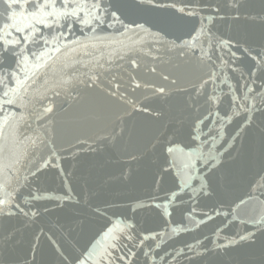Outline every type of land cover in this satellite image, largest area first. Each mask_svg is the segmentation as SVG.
<instances>
[{"label":"snow or ice","instance_id":"snow-or-ice-1","mask_svg":"<svg viewBox=\"0 0 264 264\" xmlns=\"http://www.w3.org/2000/svg\"><path fill=\"white\" fill-rule=\"evenodd\" d=\"M142 55L154 62L168 57L173 71L159 73V82L142 81ZM125 61L131 73L111 74ZM58 65L59 79H49ZM156 73L155 65L146 68ZM81 85L122 106L111 132L95 143L113 149L125 137L132 143L136 134L125 118L137 113L157 123L143 151L125 153L129 165L149 159L143 178L149 190L124 204L105 200L92 208L95 220L76 217L78 238L63 225L60 240L52 230L33 232L21 256L22 228L55 209L91 204V191L86 199L77 193L62 166L68 149L58 147L53 119L64 98L80 105L83 122L100 119L94 101L81 104ZM138 90L144 94L137 97ZM253 131L264 155V0L259 7L249 0H0V264H45V241L55 256L50 264H191L257 245L259 260L245 264H264V201L244 219L240 210L252 194L229 198L235 178L229 164ZM52 170L59 193L46 187ZM135 178L131 166L119 176L125 183ZM141 212L160 226L142 227ZM218 218L210 236L168 247ZM233 223L244 230L228 234Z\"/></svg>","mask_w":264,"mask_h":264},{"label":"water","instance_id":"water-1","mask_svg":"<svg viewBox=\"0 0 264 264\" xmlns=\"http://www.w3.org/2000/svg\"><path fill=\"white\" fill-rule=\"evenodd\" d=\"M261 0H249V5L259 7ZM136 16H131L130 19H136ZM223 31L230 30V24L222 23L219 25ZM177 35L180 33L177 32ZM168 57H162V61H152L151 58L140 57V69L137 70L139 78L143 80H154L159 82V73L173 71L170 64L167 63ZM155 65L157 67L156 74H146V68ZM81 71H86L81 69ZM192 74V78L197 74V69L192 66L188 69ZM132 69L128 67L125 61L122 67L112 66V73L115 75H124L131 73ZM49 79H59L60 71L59 65L57 70L53 72L49 69L47 72ZM127 81V76L125 75ZM82 100L81 104L86 101L92 100L96 103L100 119L94 122H83L80 119V105L73 104L70 98L66 99L63 108H58L53 117L55 121V138L58 147L68 149L62 152L64 157L62 166L66 171L71 172L73 175L71 181L77 193H82L84 199L87 198L89 191L93 194L91 197V204L85 206L83 203L79 206L66 207L63 210L55 209L49 214H44L36 222L27 228H22L21 243L17 245L16 252L23 256L29 251V242L32 233L43 229L46 233L52 230L56 233V239L60 240L62 233L59 231L60 225L64 226L65 230L71 229L73 236L79 237L81 231L77 226L76 217H87L95 220L91 216L92 208L96 205H102L107 200L117 204L126 203L125 197L143 195L149 189L144 182L149 159H144L140 163L128 164V157L125 153L143 151L145 141L147 140L150 132L157 127V123L152 121L146 114H134L126 119L127 127L130 131L136 134L132 143H125L119 149L105 148L100 143H95L98 136L111 132L115 125V114H117L122 106L107 100L102 96L98 89L86 91L83 85L79 86ZM144 93L141 90L136 92L139 97ZM35 126V125H34ZM7 135V130H5ZM77 139L87 140L88 144H77ZM0 145H5L4 137H0ZM70 145H76V148H71ZM89 145L95 148V151L89 150ZM78 149V150H77ZM7 145L3 156H8ZM131 166L135 170V180L131 183L122 182L119 179L122 170ZM229 167L232 169L235 178L232 181L230 189V199L236 197L246 198L249 193L252 194L253 199L250 203L240 210V216L247 219L253 212L261 210V201H264V155H262L259 143V134L253 131L250 136L243 142V147L240 149V155L232 162ZM47 181L46 187L50 191L59 193L61 188V180L56 174L55 170L46 174ZM52 207L51 205H45ZM111 215V213H109ZM179 219V217H175ZM139 223L142 227L157 229L160 222L154 219L151 212H141L138 216ZM103 221H100L102 223ZM221 223L218 218L215 222H209L207 225L201 226L199 230L186 233L171 241L168 245L169 248L176 247L177 245L185 242H192L195 238H200L202 235H211L212 230ZM192 227L193 225H188ZM85 227H88L86 224ZM251 230V226H247ZM245 225L233 223L229 229L228 234L234 233L238 230H244ZM65 240H67V232L63 233ZM70 242V241H68ZM41 257H38L40 259ZM260 258L259 245L254 249L245 246L235 248L228 252L226 255L220 256H205L203 258H193L191 264H245L248 261H258ZM45 264L55 260L52 250L44 243V253L42 256ZM184 264H187L185 261Z\"/></svg>","mask_w":264,"mask_h":264}]
</instances>
